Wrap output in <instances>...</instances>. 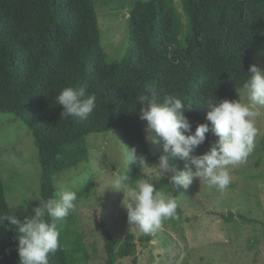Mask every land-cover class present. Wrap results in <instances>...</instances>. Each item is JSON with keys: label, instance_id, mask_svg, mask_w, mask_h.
<instances>
[{"label": "trees", "instance_id": "1", "mask_svg": "<svg viewBox=\"0 0 264 264\" xmlns=\"http://www.w3.org/2000/svg\"><path fill=\"white\" fill-rule=\"evenodd\" d=\"M129 20L131 44L120 61L107 64L95 0H0V113L15 115L33 134L42 200L54 194L56 175L90 161L86 136L91 133L121 129L128 149L144 158L130 162L121 175L130 184L143 180L146 164L163 154L162 141L153 155L139 154L135 145L141 141L146 147L137 103L145 85L158 100L173 94L191 106L184 114L194 130L207 122L206 101L241 100L253 54L264 53V0H182V11L176 0H134ZM67 86L86 87L95 95L88 118L62 116L55 96ZM215 139L206 134L196 153ZM93 182L90 178L76 191V204L90 197ZM8 214L0 173V216ZM181 220L177 203L175 217L162 224L177 229ZM57 230L59 248L49 264H87L91 253L75 211L57 221ZM153 234L143 233L137 241L148 245ZM15 236L14 226L0 220V264H18ZM103 239L104 264L131 256V264H138L133 233L117 242L104 229Z\"/></svg>", "mask_w": 264, "mask_h": 264}, {"label": "rangeland", "instance_id": "2", "mask_svg": "<svg viewBox=\"0 0 264 264\" xmlns=\"http://www.w3.org/2000/svg\"><path fill=\"white\" fill-rule=\"evenodd\" d=\"M133 2L95 0L107 64L120 61L131 44L129 17ZM176 4L182 11V0H176ZM253 56L264 69V53L255 52ZM240 98L246 102L243 91ZM255 126V147L246 162L230 169L231 182L224 189L208 187L198 179L187 189L172 188L166 179L157 177L154 165L158 162L146 164L143 180H151L156 190L174 198L182 210L180 228L162 224L148 245L137 241L143 233L128 222L122 206L123 190L111 186L130 166L126 156L129 147L122 130L88 134L90 161L54 177L55 188L63 183L73 191L93 178L90 197L80 200L75 210L77 228L91 253L87 264H104V229L117 242H122L128 233L134 234L138 264H263L264 109H260ZM145 143L146 147L141 141L135 142L141 155H153L160 150L158 142L145 139ZM174 165L183 168L182 161ZM0 173L10 212L16 208L15 215L21 221L26 215H33V209L40 204L35 197L42 199L38 150L31 130L9 113H0ZM132 259L125 257L117 264H131Z\"/></svg>", "mask_w": 264, "mask_h": 264}, {"label": "clouds", "instance_id": "3", "mask_svg": "<svg viewBox=\"0 0 264 264\" xmlns=\"http://www.w3.org/2000/svg\"><path fill=\"white\" fill-rule=\"evenodd\" d=\"M246 73L242 85L246 102L217 98L206 101L207 122L198 123L194 130L184 114L191 106H186L173 94H165L158 100L151 86L145 85L137 97L141 106L138 115L146 124L148 135L145 139L153 143L163 142V154L154 165L158 178L166 179L172 188L187 189L194 179L219 189L230 184V169L246 162L255 147L258 135L255 121L260 109H264V69L252 63ZM95 100V95L89 94L86 87H63L55 96V103L62 105L63 117L81 120L93 112ZM208 133L216 139L207 151L196 154ZM126 156L136 164L144 161L134 148L128 149ZM176 160L183 162L182 169L174 165ZM111 186L123 190L122 206L127 211L128 222L144 234L156 232L164 220L176 215V200L156 190L151 180L130 184L129 177L121 175ZM35 198L40 201L39 206L23 221L15 215L16 208L11 214L0 216V220L7 219L9 225L14 226L18 264H49V256L59 248L57 221L76 210L78 199L76 191L63 183L57 184L54 194L47 200Z\"/></svg>", "mask_w": 264, "mask_h": 264}]
</instances>
